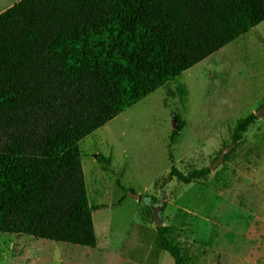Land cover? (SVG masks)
Masks as SVG:
<instances>
[{
    "label": "trees",
    "instance_id": "obj_1",
    "mask_svg": "<svg viewBox=\"0 0 264 264\" xmlns=\"http://www.w3.org/2000/svg\"><path fill=\"white\" fill-rule=\"evenodd\" d=\"M263 20L264 0H18L1 11L0 232L95 246L78 141ZM256 118L238 119L232 141ZM209 171L171 165L162 187ZM155 229L181 264L171 227Z\"/></svg>",
    "mask_w": 264,
    "mask_h": 264
},
{
    "label": "rangeland",
    "instance_id": "obj_2",
    "mask_svg": "<svg viewBox=\"0 0 264 264\" xmlns=\"http://www.w3.org/2000/svg\"><path fill=\"white\" fill-rule=\"evenodd\" d=\"M17 1L0 0V12ZM263 104L264 20L78 141L95 246L0 232V264H173L149 196L164 200L181 264H264V114L205 178L162 187L171 165L209 167L237 120Z\"/></svg>",
    "mask_w": 264,
    "mask_h": 264
},
{
    "label": "water",
    "instance_id": "obj_3",
    "mask_svg": "<svg viewBox=\"0 0 264 264\" xmlns=\"http://www.w3.org/2000/svg\"><path fill=\"white\" fill-rule=\"evenodd\" d=\"M262 114H264V104L263 106H261L257 111H256V116H261ZM175 117H173V128L176 127V122H175ZM234 146V142H232L231 144L223 147L219 154L217 155V157L215 158V160L212 162V164L209 166L210 170H213L219 163L220 161L223 159L224 155L226 153H228ZM164 204V200L162 199L160 203L155 204L153 203V201L148 198V206L151 209L152 212V218H153V223L154 225H163V221L162 218L159 214V211L161 210L162 206Z\"/></svg>",
    "mask_w": 264,
    "mask_h": 264
},
{
    "label": "crops",
    "instance_id": "obj_4",
    "mask_svg": "<svg viewBox=\"0 0 264 264\" xmlns=\"http://www.w3.org/2000/svg\"><path fill=\"white\" fill-rule=\"evenodd\" d=\"M96 157V156H95ZM82 164V163H81Z\"/></svg>",
    "mask_w": 264,
    "mask_h": 264
}]
</instances>
